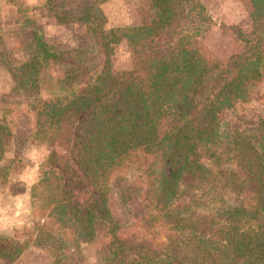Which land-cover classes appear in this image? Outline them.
Returning a JSON list of instances; mask_svg holds the SVG:
<instances>
[{
  "label": "trees",
  "instance_id": "trees-1",
  "mask_svg": "<svg viewBox=\"0 0 264 264\" xmlns=\"http://www.w3.org/2000/svg\"><path fill=\"white\" fill-rule=\"evenodd\" d=\"M5 1L29 57L9 62L0 33L13 81L0 96V159L17 134L62 150L29 187L32 231L0 234V264H22L32 246L49 264H81L101 228L98 264H264V113L230 130L223 120L264 72V0H247L252 24L234 29L240 49L219 61L198 46L216 23L201 0H151L153 24L108 29L106 0H42L55 24L87 27L72 58L36 31L21 1ZM123 41L132 66L115 72ZM50 61L56 77L45 75ZM132 169L116 214L109 195ZM47 217L63 229L45 243L33 235Z\"/></svg>",
  "mask_w": 264,
  "mask_h": 264
},
{
  "label": "rangeland",
  "instance_id": "rangeland-1",
  "mask_svg": "<svg viewBox=\"0 0 264 264\" xmlns=\"http://www.w3.org/2000/svg\"><path fill=\"white\" fill-rule=\"evenodd\" d=\"M19 1L27 8L26 15L32 20V26L46 42L53 45L56 51L65 57L76 56L77 37L87 27L80 24H55L53 15L43 6L42 0ZM201 1L216 19V23L208 28L199 41V49L208 60H224L241 46L234 29L244 30L252 24L249 16L250 3L247 0ZM101 7L106 18L103 29L116 25L153 24L155 20L151 0H106ZM20 25L16 22L15 8L5 0H0V33L3 37V47L9 62L14 64L29 57L16 40ZM92 27L94 25L90 26ZM111 61L115 72L132 66V57L126 42H120L116 46ZM59 73L60 67L50 61L45 75L56 77ZM12 85L8 64L2 62L0 63V96H6ZM249 90L252 94L251 100L243 104L235 103L225 112L223 120L226 129H232L233 125L241 121H255L264 113V72L257 80L250 82ZM224 128L220 133L223 137L227 132ZM15 137L4 158L0 159V234H13L26 238L27 232L33 229L29 187L36 180L47 157L54 156V152H60L62 149L56 141L30 138L20 142L18 134ZM5 166H8L7 171H1ZM134 175L135 171L129 170L116 186V191L109 195L112 212L119 213V193L127 189ZM42 224V231L35 232L33 237L42 239L45 243L49 242L46 233L56 234L63 229L62 225L52 217L44 218ZM107 240L105 230L99 229L92 242L81 246L83 256L81 264H98L97 250L103 247ZM50 259V255L43 249L32 246L22 255L21 263L49 264Z\"/></svg>",
  "mask_w": 264,
  "mask_h": 264
}]
</instances>
